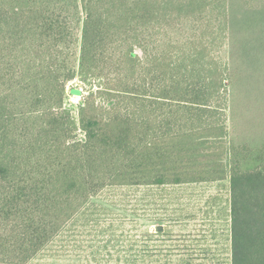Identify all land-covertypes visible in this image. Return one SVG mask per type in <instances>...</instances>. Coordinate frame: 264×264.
<instances>
[{
    "label": "trees",
    "instance_id": "obj_1",
    "mask_svg": "<svg viewBox=\"0 0 264 264\" xmlns=\"http://www.w3.org/2000/svg\"><path fill=\"white\" fill-rule=\"evenodd\" d=\"M238 2L247 18L233 26ZM235 50L259 97L263 0H0V264H29L113 189L146 200L211 186L227 204L223 264H264V162L249 165L264 144L231 136ZM74 80L87 87L77 117L64 107ZM132 214L134 228L185 220ZM157 226L126 236L123 264L188 251L162 255Z\"/></svg>",
    "mask_w": 264,
    "mask_h": 264
},
{
    "label": "rangeland",
    "instance_id": "obj_2",
    "mask_svg": "<svg viewBox=\"0 0 264 264\" xmlns=\"http://www.w3.org/2000/svg\"><path fill=\"white\" fill-rule=\"evenodd\" d=\"M247 1L257 5L262 0ZM246 16L243 5L234 3L230 11L231 24L241 26L246 21ZM222 53L227 57L231 53V46L226 45ZM242 53L243 51L235 50V61L232 59L231 62L234 76L233 85L229 89L230 105L235 109L234 130L231 136L235 142H246L248 147L257 151V147L264 144V92L259 84L258 97L254 81H243L246 75L242 73L245 70V66H241ZM249 74L248 72L247 77ZM72 91H79L80 95ZM86 92L87 87L79 80L70 82L67 87L64 107L75 117ZM246 92L249 93L250 100L244 96ZM78 139L83 140V135L80 134ZM260 162H264V152L256 153L249 165ZM140 198L138 195L127 194L125 189L116 188L92 199L94 205L89 210L90 221L86 222L87 219L82 218L77 225L65 230L57 242L37 255L29 264H123V249L129 243V235L139 239L143 231H152L156 225H162L168 233L158 242L162 255L173 245L188 249L182 254L175 252L171 255V264H177L179 259H192L190 264H223L228 245L227 204L223 191L211 186L204 190L173 193L166 191L146 200ZM134 208L137 213L154 209L158 219L180 215L181 218L185 217V220L171 224L163 221L160 224L141 218L138 220L141 226L136 225L134 228L131 223V220L136 219L132 214ZM162 258L161 260L165 261Z\"/></svg>",
    "mask_w": 264,
    "mask_h": 264
},
{
    "label": "water",
    "instance_id": "obj_3",
    "mask_svg": "<svg viewBox=\"0 0 264 264\" xmlns=\"http://www.w3.org/2000/svg\"><path fill=\"white\" fill-rule=\"evenodd\" d=\"M79 93H80V92H78V91L75 92L76 95H79ZM156 230H157V231H161V230H162V226H160V225L157 226Z\"/></svg>",
    "mask_w": 264,
    "mask_h": 264
}]
</instances>
